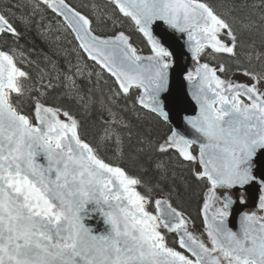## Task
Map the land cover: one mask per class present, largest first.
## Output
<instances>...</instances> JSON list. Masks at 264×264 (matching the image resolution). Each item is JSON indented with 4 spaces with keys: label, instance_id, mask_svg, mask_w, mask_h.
Segmentation results:
<instances>
[{
    "label": "snow or ice",
    "instance_id": "obj_1",
    "mask_svg": "<svg viewBox=\"0 0 264 264\" xmlns=\"http://www.w3.org/2000/svg\"><path fill=\"white\" fill-rule=\"evenodd\" d=\"M0 264H264V0H0Z\"/></svg>",
    "mask_w": 264,
    "mask_h": 264
},
{
    "label": "trees",
    "instance_id": "obj_2",
    "mask_svg": "<svg viewBox=\"0 0 264 264\" xmlns=\"http://www.w3.org/2000/svg\"><path fill=\"white\" fill-rule=\"evenodd\" d=\"M74 2H77V0H74ZM28 40L33 41V42L35 43V46H36L37 48H43L45 51H48V46L45 45L44 43H42V42L40 41V39H39L34 33L29 34V36H28ZM30 46H31V45H30Z\"/></svg>",
    "mask_w": 264,
    "mask_h": 264
}]
</instances>
